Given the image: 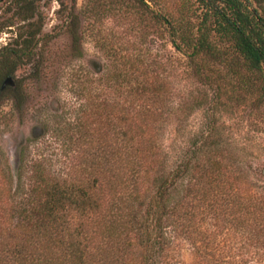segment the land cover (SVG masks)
<instances>
[{
	"label": "trees",
	"instance_id": "1",
	"mask_svg": "<svg viewBox=\"0 0 264 264\" xmlns=\"http://www.w3.org/2000/svg\"><path fill=\"white\" fill-rule=\"evenodd\" d=\"M133 1L161 24L193 75L212 89L215 107L225 98L242 104L264 102V0ZM34 3L14 2L22 23L14 38L0 47V92L15 89L17 66L32 59L49 35L42 33ZM78 21L75 12L65 20L74 43ZM139 61L134 59L132 65ZM133 73L113 70L109 75L112 89L125 91L129 109L136 112H126L116 102L120 115L113 114L110 131L98 134V153L86 164L92 169L91 181L54 177L40 164L29 167L17 198L0 215V264H152L156 253L160 264H171L168 238L163 233L157 237L156 229L171 226L189 237L194 208L204 199L211 213L232 205V212L254 214L264 226V196L248 194V184L235 186L238 178L245 182L246 174L235 176L226 160L230 151L219 147L212 128L201 132L172 169L151 135L133 131L131 124L142 114H161L154 103L163 106V90L150 89ZM209 99L205 93L193 105ZM182 176L189 182L182 195L171 200L170 191ZM145 199V219L150 221L134 230L136 205ZM258 232L256 244H262L264 259V228Z\"/></svg>",
	"mask_w": 264,
	"mask_h": 264
},
{
	"label": "rangeland",
	"instance_id": "2",
	"mask_svg": "<svg viewBox=\"0 0 264 264\" xmlns=\"http://www.w3.org/2000/svg\"><path fill=\"white\" fill-rule=\"evenodd\" d=\"M14 2L0 0V47L14 38L21 22ZM34 4L42 33L49 35L32 59L17 66L15 89L5 85L0 92V215L17 198L18 185L27 180L34 163L54 177L91 181L92 169L86 164L98 153V134L110 131L113 114L120 115L116 102L126 112H136L129 109L125 91L112 89L113 70H132L138 82L156 92L163 90V106L153 104L161 114H142L131 125L136 134L151 135L162 147L169 169L202 131L212 128L219 147L230 151L226 160L235 176L246 174L245 182L238 178L235 186L248 184V194L264 196V102L242 104L225 98L215 107L212 89L193 75L161 24L133 0ZM70 12L79 18L75 43L65 25ZM134 59L140 61L132 65ZM205 93L208 102L195 107L194 100ZM82 166L85 170L78 172ZM188 180L178 179L171 200L182 195ZM145 202L136 205L134 230L150 221L145 219ZM197 205L189 237L171 226L155 231L157 237L163 233L168 238L171 264H264L262 244H256L264 226L254 214L234 213L232 205L211 213L205 199ZM152 257L150 263L160 264L161 255Z\"/></svg>",
	"mask_w": 264,
	"mask_h": 264
}]
</instances>
